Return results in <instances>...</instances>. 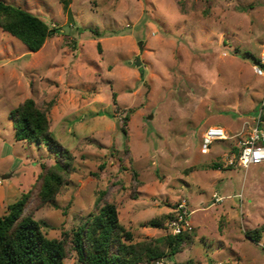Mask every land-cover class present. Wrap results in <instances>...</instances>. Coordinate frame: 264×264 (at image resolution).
I'll use <instances>...</instances> for the list:
<instances>
[{
  "label": "rangeland",
  "instance_id": "obj_1",
  "mask_svg": "<svg viewBox=\"0 0 264 264\" xmlns=\"http://www.w3.org/2000/svg\"><path fill=\"white\" fill-rule=\"evenodd\" d=\"M5 1L58 28L32 52L0 27V216L31 192L26 213L65 239L66 264H82L73 232L105 202L132 243L166 253L139 264H264V232L246 234L264 226V163L230 164L264 102V0ZM28 97L74 156L56 200L40 206L42 164L56 156L15 138L10 112ZM211 125L230 136L204 152ZM183 200L189 238L170 255L168 223Z\"/></svg>",
  "mask_w": 264,
  "mask_h": 264
},
{
  "label": "trees",
  "instance_id": "obj_2",
  "mask_svg": "<svg viewBox=\"0 0 264 264\" xmlns=\"http://www.w3.org/2000/svg\"><path fill=\"white\" fill-rule=\"evenodd\" d=\"M0 27L20 39L32 52L39 51L58 28L5 0H0ZM260 60L256 58V64H260ZM10 116L17 140L44 143L55 153V164L51 167L42 164L43 171L38 178L41 182L39 206L54 202L65 183V175L74 169V156L52 134L47 111L39 108L33 97L26 98L10 112ZM125 118L128 119V116ZM213 168L219 169V166L215 164ZM30 195L31 192L23 193L0 216V264H66L68 252L65 239L47 236L43 230V224L47 223L26 213ZM160 223L159 220L149 222L152 226H159ZM263 232L264 226H261L246 234L260 241ZM187 233L167 235L166 246L170 255L182 250L189 238ZM132 240V231L127 230L119 220L117 206L105 202L97 213L90 214V218L74 230L72 242L82 264L151 263L166 254L164 250L151 247V243H132Z\"/></svg>",
  "mask_w": 264,
  "mask_h": 264
},
{
  "label": "built area",
  "instance_id": "obj_3",
  "mask_svg": "<svg viewBox=\"0 0 264 264\" xmlns=\"http://www.w3.org/2000/svg\"><path fill=\"white\" fill-rule=\"evenodd\" d=\"M255 69L259 73H264V50L261 55L260 64H256ZM252 124L247 131L244 140L240 141L237 153H234V159L230 160V164L249 168L252 164L264 163V102L258 110L257 115L252 118ZM240 134V133H239ZM229 133L225 127L220 125H211L203 133V151L209 150V145L213 140L228 139ZM0 183L2 180L0 179ZM216 201H221L223 197L220 194L214 195ZM175 214L169 220L171 233L174 235L183 233L191 228L189 205L183 200L174 209ZM156 264H191L188 261L170 260L160 258Z\"/></svg>",
  "mask_w": 264,
  "mask_h": 264
},
{
  "label": "water",
  "instance_id": "obj_4",
  "mask_svg": "<svg viewBox=\"0 0 264 264\" xmlns=\"http://www.w3.org/2000/svg\"><path fill=\"white\" fill-rule=\"evenodd\" d=\"M68 33V32H67ZM140 47H141V49H142V42H140ZM141 64V60L140 59H138V61H137V65H140ZM8 177H10V175H3V178H8Z\"/></svg>",
  "mask_w": 264,
  "mask_h": 264
},
{
  "label": "crops",
  "instance_id": "obj_5",
  "mask_svg": "<svg viewBox=\"0 0 264 264\" xmlns=\"http://www.w3.org/2000/svg\"><path fill=\"white\" fill-rule=\"evenodd\" d=\"M8 205H9V204L6 205L5 202H3V207H4V208H7Z\"/></svg>",
  "mask_w": 264,
  "mask_h": 264
}]
</instances>
